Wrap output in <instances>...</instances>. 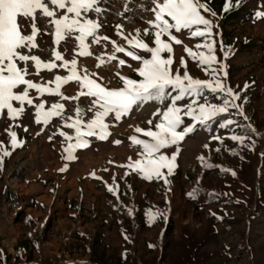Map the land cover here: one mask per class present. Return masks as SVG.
<instances>
[{
  "label": "rangeland",
  "instance_id": "1",
  "mask_svg": "<svg viewBox=\"0 0 264 264\" xmlns=\"http://www.w3.org/2000/svg\"><path fill=\"white\" fill-rule=\"evenodd\" d=\"M141 2L151 6L148 0H135L129 5L132 11L117 15L123 12L124 0H109L104 5L109 10L101 20L100 34L125 44L117 34V24L123 25L125 35L135 34L136 29L142 33L152 14L141 11ZM207 2L217 13L212 18L218 24L213 29L217 33L216 55L227 65V76L223 72L219 76L240 94L236 103L243 105L248 119L238 115L237 109H230L207 126L197 124L178 146L165 150L171 155L179 148L174 174L168 177L171 183L165 184L120 165L126 164L129 157L138 158V146L132 145L130 136L147 139L134 128H149V119L155 124L157 118L152 113L169 100L134 109L118 122L109 118V138H92L88 148L75 151L78 159L74 161L65 159L67 142L58 134L61 121L37 125L25 116L16 122L22 126L13 129L22 145L4 158L0 169V264H264V19L255 17L256 11H264V0H242L240 7L234 6L228 12L223 11L225 0ZM176 35L183 44L173 42V70L179 69L181 75L187 70L193 78L210 79L184 50L187 46L197 51L195 45L201 39L191 38L187 31ZM145 39L151 44V37ZM48 40L45 37L43 42ZM67 46L70 50L65 55L71 59L72 43ZM92 50V57L78 59L111 87L121 86L117 72L137 78L131 68L120 66L118 61L96 67L95 57L111 54V43L93 45ZM225 51L229 52L227 58ZM117 56L133 68L139 67L124 54ZM181 57L186 69L180 64ZM58 74L66 72L58 70ZM41 76L44 80L54 78L47 72ZM33 79L39 82V78ZM62 91L75 95L78 86L69 83ZM45 99L55 102L56 98ZM196 99L199 103L207 100L221 104L224 96L206 89ZM190 102L191 98H185L178 104ZM65 103L67 109H72L65 115L71 116L76 104L87 109L89 100L82 97ZM185 118L186 125L194 123L190 117ZM227 118L236 123L220 128ZM9 123L0 120V140L6 145L9 137L4 130ZM64 130L74 135L73 130ZM232 134L246 139L241 144L229 138ZM214 136L221 137L222 142ZM201 156L204 161L199 159ZM205 162L214 167L206 168ZM65 165L66 170L60 171ZM92 172L102 179L94 178ZM115 185H119L118 198L108 191ZM194 189L200 190L195 198L188 195ZM129 208L133 210L131 215ZM149 209L163 215L150 223Z\"/></svg>",
  "mask_w": 264,
  "mask_h": 264
},
{
  "label": "snow or ice",
  "instance_id": "2",
  "mask_svg": "<svg viewBox=\"0 0 264 264\" xmlns=\"http://www.w3.org/2000/svg\"><path fill=\"white\" fill-rule=\"evenodd\" d=\"M241 2L242 0H236L233 5V0H225L223 11L228 12L234 6L240 7ZM108 3L109 0H0V120L12 122L4 130L9 137V144L0 140V169L4 158L22 145L13 129L22 126L16 122L25 116L34 119L37 125H49L54 119L61 121L58 134L67 142L64 147L67 154L65 159L74 161L78 159L75 151L88 148L92 138L101 141L109 138L112 134L109 131L110 124L106 122L109 118L118 122L134 109L153 102L163 104L165 100H169L165 107H157L152 113V117L157 118L155 124L153 119H149V128H134L135 133L142 134L147 139L138 135L129 137L132 145L138 146V158L133 160L129 157L128 162L120 167L136 172L145 179L163 180L165 184H170L168 177L174 174L179 148L171 155L167 154L166 149L178 146L186 136L194 132L197 124L207 126L210 121L220 114L228 113L230 109H237L238 115L248 119L244 115L243 105L236 103L240 94L226 86L219 76L220 72L227 76V65L219 61L216 55L217 41L214 37L217 33L213 29L218 28V24L212 18L217 17V13L207 0H148L150 7L141 2V11L152 14V19L145 21L148 27L142 33L140 29H136L135 34L125 35L123 25H116L117 34L127 46L100 34L103 28L101 20L109 10L104 5ZM132 3L135 0H124L123 12L116 14L124 15L132 11L129 7ZM255 17L264 19V11H256ZM183 31H187L191 38L201 39L195 45L197 51L187 46H184V50L193 61L203 67L210 79L193 78L187 70L183 75L179 69L173 70V42L183 44L176 35ZM45 37L49 38L47 43L43 42ZM146 37L152 38L151 44ZM103 42L111 43L113 50L111 54L96 56V67L101 68L112 61H118L120 66L127 65L131 68L137 78L117 72L115 75L119 77L121 86L111 87L104 82V77L81 64L78 58L92 57V46H99ZM69 43H72L71 59L65 55L70 50L67 46ZM61 47L63 51L60 50ZM117 53L131 58L139 67L133 68L127 60L119 58ZM228 54V51L223 53L225 58ZM180 64L187 68L184 57H181ZM217 64L219 68L214 67ZM58 70H64L66 74L60 75ZM42 72H47L54 78L44 80ZM33 77L39 78V82L34 81ZM69 83L78 86L75 95L69 96L62 91V87ZM206 89L222 93V103L213 104L207 100L199 103L196 98L201 97ZM46 96L56 98L55 102L45 99ZM82 97L89 100L87 109L76 104L74 115L66 116V111L72 109H67L65 102L79 101ZM185 98H191V102L179 105L178 102ZM184 117H190L194 123L186 125ZM235 123L233 119L227 118L220 123V128H228ZM248 127L251 128L250 125ZM65 128L73 130L74 135L66 132ZM23 130L27 132L28 128L25 126ZM229 138L241 144L246 139L237 134H232ZM51 139L50 136L49 140ZM213 139L222 142L219 136H214ZM114 143L120 144L121 141L115 140ZM199 159L204 161L203 156ZM205 167L212 168L214 165L205 162ZM66 168L67 165L60 171H65ZM91 175L102 179L95 172ZM113 180L115 181V177ZM118 188L119 185L109 186L108 191L117 195ZM199 191L194 189L188 195L195 198ZM132 211L131 208L128 209L129 215ZM147 215L151 223L163 213L149 209Z\"/></svg>",
  "mask_w": 264,
  "mask_h": 264
},
{
  "label": "trees",
  "instance_id": "3",
  "mask_svg": "<svg viewBox=\"0 0 264 264\" xmlns=\"http://www.w3.org/2000/svg\"><path fill=\"white\" fill-rule=\"evenodd\" d=\"M173 94H175V93H173ZM198 98V97H197ZM186 99H188V98H186ZM153 103H155V102H153ZM184 120L186 121L187 119L184 117ZM0 261H1V259H0Z\"/></svg>",
  "mask_w": 264,
  "mask_h": 264
}]
</instances>
